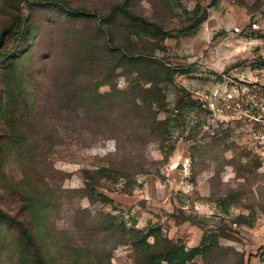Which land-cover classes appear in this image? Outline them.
I'll use <instances>...</instances> for the list:
<instances>
[{"label": "rangeland", "instance_id": "obj_1", "mask_svg": "<svg viewBox=\"0 0 264 264\" xmlns=\"http://www.w3.org/2000/svg\"><path fill=\"white\" fill-rule=\"evenodd\" d=\"M197 3L207 17L193 26ZM126 11L163 37L131 34ZM3 30L0 207L17 223L0 228V264L21 262L20 222L38 230L53 264H136L132 226L186 247L215 234L264 264V171L238 141L241 124L220 112L223 95L264 63V0H0ZM128 49L144 60H122ZM157 88L165 109L152 110L169 121L141 130L126 110L157 100ZM119 91L134 99L114 101ZM27 193L41 200L36 216ZM218 256L235 262L231 250Z\"/></svg>", "mask_w": 264, "mask_h": 264}, {"label": "trees", "instance_id": "obj_2", "mask_svg": "<svg viewBox=\"0 0 264 264\" xmlns=\"http://www.w3.org/2000/svg\"><path fill=\"white\" fill-rule=\"evenodd\" d=\"M179 1V0H178ZM215 1V0H214ZM127 15L132 19L131 25V34L140 37L143 34H150L156 37H163L164 31L159 28L156 24L150 23L146 18L138 16L131 11H126ZM207 12L203 10L201 12V5L197 3L192 11L193 26H198L205 19ZM8 30H3L0 36V48L2 45L3 38L7 34ZM119 57L122 60H125L129 64L137 63L141 60H144L142 54L139 52H132L129 49L124 51L123 54ZM1 58V56H0ZM153 65L156 67L157 73H164L167 75V80H172L171 67L167 66L161 60L153 58ZM167 72V73H166ZM122 92L119 91L118 95H114L113 99H121L119 96ZM129 97L133 96V92L130 94L125 92ZM157 100H148L145 102V106H138L135 104V107L128 108L126 111L134 112V115L139 119V127L144 131L151 130H160V127L167 124L170 116L166 117L163 120L157 119V112L152 110V104L158 103L156 110H163L162 105L164 104V95L161 93L160 89L157 88ZM102 111V109H100ZM124 112V109L118 108L114 110V120H117L120 116V113ZM167 111V110H165ZM99 114V110H98ZM101 114V113H100ZM99 114V115H100ZM141 116V117H139ZM118 117V118H117ZM113 124V131L119 132V128ZM29 192V191H28ZM96 197L102 202H111L112 200L101 193H96ZM26 201V212H29L31 215L36 216L39 214V202L40 198L36 195L27 193L24 197ZM16 220L12 215L5 212L0 207V228L3 225L10 226V223H15ZM17 223V222H16ZM20 230L16 226L17 231L13 234H16L18 242L20 244V253H21V262L20 264H53V262L47 257V253L44 251L43 247L39 244V238L37 231L30 230L29 227H26L23 222H20ZM126 230V228H125ZM126 236L128 237L127 243H129L134 252L136 253V264H188L193 259L197 257L202 258V264H218V252L219 251H233L236 255L235 262H228L231 259L229 257L225 258L226 264H248V261H245V255L241 252L235 251L223 247L219 244L218 237L215 234L208 235L202 240L200 244L193 247H186L185 245H170L169 242L162 237L159 231L153 229H141L135 226L128 228ZM152 237V242L148 241V238Z\"/></svg>", "mask_w": 264, "mask_h": 264}, {"label": "built area", "instance_id": "obj_3", "mask_svg": "<svg viewBox=\"0 0 264 264\" xmlns=\"http://www.w3.org/2000/svg\"><path fill=\"white\" fill-rule=\"evenodd\" d=\"M220 112L226 123L231 120L241 124L238 141L253 150L264 171V63L254 68L250 83L223 95Z\"/></svg>", "mask_w": 264, "mask_h": 264}, {"label": "water", "instance_id": "obj_4", "mask_svg": "<svg viewBox=\"0 0 264 264\" xmlns=\"http://www.w3.org/2000/svg\"><path fill=\"white\" fill-rule=\"evenodd\" d=\"M178 168H184L183 164H179ZM143 204V202H141V205Z\"/></svg>", "mask_w": 264, "mask_h": 264}]
</instances>
